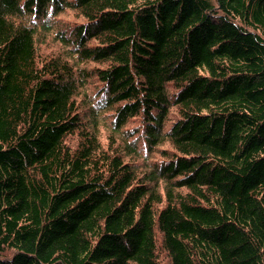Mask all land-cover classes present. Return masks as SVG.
<instances>
[{
  "label": "trees",
  "instance_id": "trees-1",
  "mask_svg": "<svg viewBox=\"0 0 264 264\" xmlns=\"http://www.w3.org/2000/svg\"><path fill=\"white\" fill-rule=\"evenodd\" d=\"M0 264H264V0H0Z\"/></svg>",
  "mask_w": 264,
  "mask_h": 264
},
{
  "label": "rangeland",
  "instance_id": "rangeland-1",
  "mask_svg": "<svg viewBox=\"0 0 264 264\" xmlns=\"http://www.w3.org/2000/svg\"><path fill=\"white\" fill-rule=\"evenodd\" d=\"M57 18L58 19L60 18V23L62 25L75 23L79 20V17L75 16L73 11H65V13L58 15ZM60 48H61L60 44L53 37L48 36V39L43 44H38V49H39L38 53L40 55H42L43 57H45L52 52L56 53L58 50H60ZM85 106L86 105H82L80 107L82 109L83 114L87 113L86 111H84V108H83ZM173 115H175V114H173ZM130 123H132V122H130ZM128 127H130V124L128 125ZM100 131H101V142L103 144H107L108 140H107L106 136L108 135V130L106 128L101 127ZM72 141H73V139H72ZM72 141L70 140V143ZM160 147L166 149V151L172 150L168 142L162 143V145H160ZM151 155L152 156L150 159H153V160H149V162L150 161L153 162L154 160H159V159L163 158L161 156V153L158 150L152 152ZM139 161L141 162V159H139ZM138 165H140V168H144L143 165H141L139 162H138ZM165 260H166V257H164L161 261H165Z\"/></svg>",
  "mask_w": 264,
  "mask_h": 264
}]
</instances>
